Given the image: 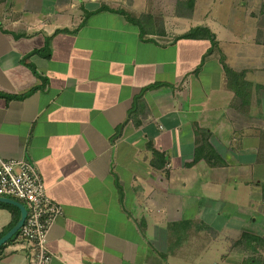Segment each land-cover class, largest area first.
I'll list each match as a JSON object with an SVG mask.
<instances>
[{
    "label": "crops",
    "instance_id": "0c3cea01",
    "mask_svg": "<svg viewBox=\"0 0 264 264\" xmlns=\"http://www.w3.org/2000/svg\"><path fill=\"white\" fill-rule=\"evenodd\" d=\"M141 1L0 0V161L63 209L50 264H264V21L240 39L201 0L171 24ZM19 217L0 203V238ZM15 237L0 264H28Z\"/></svg>",
    "mask_w": 264,
    "mask_h": 264
},
{
    "label": "built area",
    "instance_id": "2783aa9c",
    "mask_svg": "<svg viewBox=\"0 0 264 264\" xmlns=\"http://www.w3.org/2000/svg\"><path fill=\"white\" fill-rule=\"evenodd\" d=\"M0 198L19 201L27 209L17 239L27 252L28 264H50L53 257L48 248V233L63 215V209L47 195L35 165L23 159L1 160Z\"/></svg>",
    "mask_w": 264,
    "mask_h": 264
},
{
    "label": "rangeland",
    "instance_id": "374dc122",
    "mask_svg": "<svg viewBox=\"0 0 264 264\" xmlns=\"http://www.w3.org/2000/svg\"><path fill=\"white\" fill-rule=\"evenodd\" d=\"M102 2H110L111 0H99ZM181 0H163V7L160 6L161 2L158 3V9H164V20L168 24H171V21L174 20L172 18L173 10L176 9V6L183 11H186V4H179ZM149 2H154V0H142L140 2L141 8L143 10L146 6H152V3L148 5ZM138 3V2H137ZM185 3V2H183ZM264 0H201V12L208 16V19H217V23L222 26V29H227L235 32L240 39H242L243 32L245 31V18L247 14H254L258 16L257 18H261L264 21ZM185 8V9H184ZM260 9H263L262 12ZM174 22V21H173ZM175 24H179L180 28H182V24L180 21H175ZM224 25V26H223ZM252 46V42L245 38L244 44L243 41H239L236 49L238 51L242 49V51H246L239 60H243L245 64L254 63V60H257L256 56H248L247 51L250 52V48ZM246 66V65H245Z\"/></svg>",
    "mask_w": 264,
    "mask_h": 264
},
{
    "label": "trees",
    "instance_id": "16d2710c",
    "mask_svg": "<svg viewBox=\"0 0 264 264\" xmlns=\"http://www.w3.org/2000/svg\"><path fill=\"white\" fill-rule=\"evenodd\" d=\"M179 4L181 5L186 4L188 9H193L195 5V0H181ZM102 9H107V7H103ZM118 12H121V11H118ZM197 32L204 33V34L199 35V34H196ZM200 36L201 37L204 36L212 40L214 39V35L207 28H204V27H200L196 29L195 31H192L191 33L185 35V37H200ZM222 62L224 64L223 60ZM224 68H225L226 82H227L228 88H230L231 90L235 92L240 102H242L244 105L248 104L251 98V91H250L251 85L247 80H245L246 72L245 71L235 72L232 69H230L228 66H226L225 64H224ZM258 87L262 88V86H258ZM204 145L205 143H203L202 147ZM15 239L16 237H14L11 241Z\"/></svg>",
    "mask_w": 264,
    "mask_h": 264
},
{
    "label": "water",
    "instance_id": "95a60500",
    "mask_svg": "<svg viewBox=\"0 0 264 264\" xmlns=\"http://www.w3.org/2000/svg\"><path fill=\"white\" fill-rule=\"evenodd\" d=\"M0 203L12 205L14 207H17L20 211V217L17 223L10 231H8L3 237L0 238V248H1L3 245L7 244L12 238H14L18 234L20 228L23 226L25 222L27 216V209L23 203L8 198H0Z\"/></svg>",
    "mask_w": 264,
    "mask_h": 264
}]
</instances>
